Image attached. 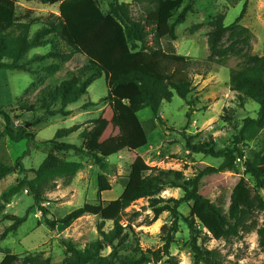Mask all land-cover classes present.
<instances>
[{
    "label": "trees",
    "instance_id": "obj_1",
    "mask_svg": "<svg viewBox=\"0 0 264 264\" xmlns=\"http://www.w3.org/2000/svg\"><path fill=\"white\" fill-rule=\"evenodd\" d=\"M20 1L0 0V72L18 70L38 75L34 66L50 60L53 62L42 69L49 76L59 73L63 64L78 66V73L71 79L46 91L39 106L45 115L64 118L73 114L69 107L88 94L95 77H105L108 95L104 101L111 107L119 134L103 140L96 132L86 129L79 136L80 146L63 142L81 129L77 125L59 130L52 140L38 142L29 129L15 130L11 114L0 106V116L6 122L5 134L11 141H27L38 149L44 146L51 148L39 169L33 170V178L28 177V170L21 159L15 166L0 160V185L12 174L23 176L8 192L0 195V215L15 197L28 191L35 207L42 212L45 224L53 230L69 228L87 215L101 219V238L84 249H79L72 242L66 243L61 263H54L42 254L14 258L6 254L0 264H150L165 258L168 264H178L171 254V247L179 231L180 208L185 203L190 204V215L185 222L191 231L194 264H224L219 250L199 245L196 236L200 233L198 226L219 241L240 238L256 231L259 247L264 252V222L260 225L256 216L264 212L261 194L264 190V152L248 147L264 132V55L250 54L254 36L240 24L248 4L230 27L225 26V14L214 18L209 35L210 55L206 60H198L179 55L175 47L177 27L184 24L193 11L188 5L175 16L184 0H133L132 4L116 1L110 5L107 14L97 0H25L45 6L59 5V15H37L33 10L20 6ZM226 1L233 7L240 2ZM198 28L196 26L195 29ZM229 31L232 43L224 47L222 39ZM235 41L242 42V47L236 49ZM34 49L47 51L30 56ZM233 54L244 58L245 62L230 73L231 91L237 94L242 105L249 101L257 103L260 106L257 117L246 118L242 126L236 128L231 145L223 148H218L213 139L195 143L194 138L185 137L190 154H204L222 160L219 167L196 165L194 176L187 178L183 171L151 167L143 157L137 156L121 197L112 201L101 200L102 193L112 191L107 177L101 174L98 177L100 200L97 204L87 203L64 218L49 217L50 213L44 206L47 194L56 188L59 180L70 183L84 168L82 162L71 161L68 155H86L104 171L108 168L109 158L125 150L137 152L145 148L149 140L139 118L140 112L151 109L154 117L165 126L160 115L163 104L171 103L176 95L187 101L194 90L193 76L208 74L214 64L223 66ZM37 109L36 105L21 106L23 113L35 114ZM239 162H243L245 173L256 181V189L241 178L226 210L203 196V192L210 184L209 177L235 172ZM168 189H181L184 197L164 199L161 195ZM142 199L149 200L155 213L150 224L165 213L172 218L171 226L163 228L165 245L161 250L145 251L140 246L132 249L128 245V236L121 221L125 211ZM9 218L14 224L1 235V241L16 232L24 222L19 216ZM107 222L113 223L110 231L104 230ZM109 247L112 252L103 255Z\"/></svg>",
    "mask_w": 264,
    "mask_h": 264
},
{
    "label": "rangeland",
    "instance_id": "obj_2",
    "mask_svg": "<svg viewBox=\"0 0 264 264\" xmlns=\"http://www.w3.org/2000/svg\"><path fill=\"white\" fill-rule=\"evenodd\" d=\"M97 1L106 14L110 5L116 1L133 3V0ZM246 4L247 12L240 24L248 28L254 36L250 54L263 56L264 0H240L235 7L226 0H184L182 8L175 16L180 15L188 5L192 6L193 11L188 14L187 21L177 27L178 40L175 47L178 54L206 60L210 55L209 35L213 30L211 22L216 16L225 14V26H232L241 16ZM19 5L33 10L37 15L50 13L59 15V5L45 6L38 2L28 3L25 0H21ZM196 26L199 28L195 29ZM231 38L229 31L224 35L222 45L228 47L232 43ZM235 42L236 49L242 47V42ZM46 51L34 49L30 56ZM52 62L50 60L34 66L38 75L18 70L0 72V106L11 114L13 128L15 130L27 128L36 135L38 142H45L54 139L61 129L80 125L81 129L76 134L63 141L78 146L81 145L79 136L86 129L96 132L103 140L118 135L119 130L114 122L111 107L104 101L108 95L105 77H95L96 81L90 86L88 94L69 107L73 112L70 117L45 115L44 111L39 109L46 91L71 79L79 71L78 66L69 63L63 64L56 75L49 76L43 73L42 69ZM244 62V58L233 54L223 66L214 64L208 74H195L194 90L187 101L176 95L171 103L163 104L160 115L166 123L165 126L154 117L151 109L141 111L139 118L146 130L148 145L137 152L125 150L109 158L106 170H100L86 155L75 153L68 155L69 160L82 162L84 168L70 183L59 180L56 188L47 194L44 206L50 213L49 217L64 218L87 203L97 204L100 200L98 177L101 174L107 177L112 186V191L102 193L101 200L112 201L121 197L128 185L131 167L137 156L143 157L151 167L183 171L187 178L194 176L196 165L219 167L222 160L204 154H190L185 137L194 138L195 143L213 139L218 148H223L231 145L236 128H240L246 118L257 117L260 106L253 101L242 105L237 94L230 88L231 71L240 68ZM33 105L38 107L35 114L21 111V106ZM229 117L232 119H227ZM5 129L6 122L0 116V160L9 166H15L17 160L21 159L28 170V177L33 178V170L39 169L50 153V146L38 149L31 147L27 141L14 143L5 134ZM248 147L250 150L264 152V132L260 139L250 143ZM22 177L18 173L8 176L0 185V195L8 192ZM241 178H244L252 188L256 187V181L245 173L243 162H239L235 172L209 177L210 184L203 192V196L228 210L233 191ZM261 194L264 198V190ZM161 196L164 199H181L184 192L181 189H168ZM180 212L182 217L171 254L176 257L178 264H194L191 231L185 222V218L190 215V204H183ZM12 215L23 218L24 222L16 232L10 233L5 241L0 240V263L6 254L12 258L42 254L44 258H51L54 263H61L65 257L66 243L72 242L79 249H84L101 238L99 231L101 219L93 215L84 216L66 229L49 228L28 191L15 197L0 215V238L13 226L14 221L9 218ZM256 216L261 225L264 222V212ZM154 217L155 213L148 199L139 200L125 211L121 224L128 236V245L132 249L137 246L145 251L163 249L165 245L163 228L171 226L172 218L169 213H165L150 224ZM112 228L111 222L104 226L105 231ZM197 229L200 231L199 234H195L199 245L219 250L223 255L224 264H264V252L259 247V236L256 231L244 234L240 238L219 241L201 226ZM132 249L130 248V251ZM111 252L112 248L109 247L103 255H109ZM167 260L165 258L159 263L150 264H168Z\"/></svg>",
    "mask_w": 264,
    "mask_h": 264
}]
</instances>
